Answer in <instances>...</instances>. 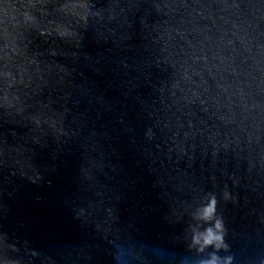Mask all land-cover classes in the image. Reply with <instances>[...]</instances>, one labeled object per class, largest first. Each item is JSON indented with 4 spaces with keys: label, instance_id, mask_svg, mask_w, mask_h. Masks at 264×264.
Masks as SVG:
<instances>
[{
    "label": "water",
    "instance_id": "water-1",
    "mask_svg": "<svg viewBox=\"0 0 264 264\" xmlns=\"http://www.w3.org/2000/svg\"><path fill=\"white\" fill-rule=\"evenodd\" d=\"M8 3L13 10L0 20L14 16L22 0ZM247 3L252 15L243 20L232 0H168L166 10L202 44L204 81L221 85L255 131L257 122L264 130V0ZM73 30L63 39L32 37L47 66L46 83L29 101L39 125L0 111V260L199 264L213 252L233 256V264L264 260V190L241 186L236 201H226L222 191L231 182L219 174L207 188L217 194L228 250L191 246L193 233L212 221L195 218L199 198L176 190L159 134L152 142L144 137L165 72L138 18L131 26Z\"/></svg>",
    "mask_w": 264,
    "mask_h": 264
},
{
    "label": "clouds",
    "instance_id": "clouds-1",
    "mask_svg": "<svg viewBox=\"0 0 264 264\" xmlns=\"http://www.w3.org/2000/svg\"><path fill=\"white\" fill-rule=\"evenodd\" d=\"M230 7L238 19L252 15L247 0H232ZM167 8L168 0H109L100 7L94 0H22L14 16L0 20V111L40 123L28 113L29 101L46 83L47 74L40 54L31 48L34 34L63 39L75 34L74 24L115 22L131 26V18H138L147 32L156 64L165 72V79L155 88L149 113L152 125L146 128L144 137L152 142L159 134L171 161V180L176 190L199 198L195 218L212 221L211 226L193 233L191 246L197 252L209 246L227 251L224 225L216 216L217 194L207 185L215 188L219 174L231 182V189L225 184L222 191L224 200L235 202V190L241 186L259 195L264 190V130L257 122L255 131H249L245 113L233 106L226 90L204 81L202 44L195 35L181 30L180 23L172 21ZM11 10L8 0H0V12ZM233 261L231 255L221 258L213 252L199 264ZM0 264L6 262L0 260Z\"/></svg>",
    "mask_w": 264,
    "mask_h": 264
}]
</instances>
